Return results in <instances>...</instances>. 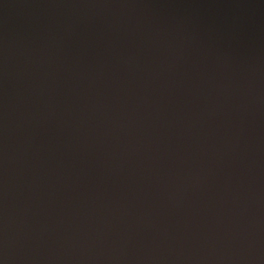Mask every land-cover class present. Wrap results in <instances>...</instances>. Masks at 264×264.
<instances>
[{
    "label": "water",
    "instance_id": "95a60500",
    "mask_svg": "<svg viewBox=\"0 0 264 264\" xmlns=\"http://www.w3.org/2000/svg\"><path fill=\"white\" fill-rule=\"evenodd\" d=\"M0 264H264V0H0Z\"/></svg>",
    "mask_w": 264,
    "mask_h": 264
}]
</instances>
